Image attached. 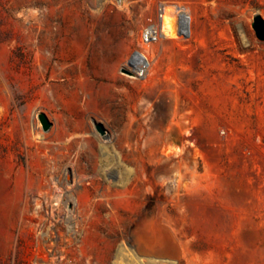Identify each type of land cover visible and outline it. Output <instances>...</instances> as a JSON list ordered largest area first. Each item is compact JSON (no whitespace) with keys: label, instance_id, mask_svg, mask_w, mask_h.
Masks as SVG:
<instances>
[{"label":"rangeland","instance_id":"1","mask_svg":"<svg viewBox=\"0 0 264 264\" xmlns=\"http://www.w3.org/2000/svg\"><path fill=\"white\" fill-rule=\"evenodd\" d=\"M160 5L190 19L142 45ZM256 15L264 0H0V264H172L134 252L141 224L179 264H264Z\"/></svg>","mask_w":264,"mask_h":264},{"label":"bare ground","instance_id":"2","mask_svg":"<svg viewBox=\"0 0 264 264\" xmlns=\"http://www.w3.org/2000/svg\"><path fill=\"white\" fill-rule=\"evenodd\" d=\"M161 10L160 26L162 33L166 37H176L179 31L176 21L182 11H177L172 6L167 5H163ZM180 17L181 19L183 18L182 16ZM90 36L93 37V33H91ZM142 59H145L142 54L135 53L129 62L135 65L136 61H142ZM131 242V248L139 256L154 258L159 261L167 260L171 261V263L179 264L178 247L171 236L164 231V227L161 228L159 224L139 225L132 232Z\"/></svg>","mask_w":264,"mask_h":264},{"label":"built area","instance_id":"3","mask_svg":"<svg viewBox=\"0 0 264 264\" xmlns=\"http://www.w3.org/2000/svg\"><path fill=\"white\" fill-rule=\"evenodd\" d=\"M162 6L160 5L157 9V21H155L152 24L147 25L146 27H144L141 32H140V42L142 45H147L150 44L154 41H157L159 39H161L162 37H164V34L161 31V26H160V19H161V13H162ZM175 10L177 11H182L181 15L183 18L181 19V17H179L176 21V24L178 26V29L180 32H182V24L185 22L186 19H190L187 15H186V10L185 9H180L177 7H174ZM177 32V35L182 34L180 32ZM139 53V52H136ZM141 54V53H139Z\"/></svg>","mask_w":264,"mask_h":264},{"label":"water","instance_id":"4","mask_svg":"<svg viewBox=\"0 0 264 264\" xmlns=\"http://www.w3.org/2000/svg\"><path fill=\"white\" fill-rule=\"evenodd\" d=\"M251 27L256 35V38L260 41H264V20L256 15L251 23ZM40 123L42 124L43 130L47 131L50 127V123L47 121L46 117L43 114L39 115ZM97 130L101 135H105L106 131L102 127V125H97Z\"/></svg>","mask_w":264,"mask_h":264}]
</instances>
